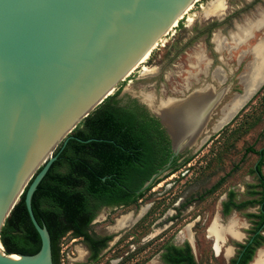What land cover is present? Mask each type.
Wrapping results in <instances>:
<instances>
[{"label":"water","instance_id":"water-1","mask_svg":"<svg viewBox=\"0 0 264 264\" xmlns=\"http://www.w3.org/2000/svg\"><path fill=\"white\" fill-rule=\"evenodd\" d=\"M196 1L0 0V232L27 187L24 204L41 242L31 256L6 254L0 242V264H52L49 233L36 221L31 199L56 160L54 151L69 139L93 141L71 134ZM263 85L264 77L252 89ZM211 87L213 98L197 120L192 109L199 89L158 101L167 126L152 114L172 156L137 193L197 144L229 88Z\"/></svg>","mask_w":264,"mask_h":264},{"label":"rangeland","instance_id":"rangeland-1","mask_svg":"<svg viewBox=\"0 0 264 264\" xmlns=\"http://www.w3.org/2000/svg\"><path fill=\"white\" fill-rule=\"evenodd\" d=\"M218 38L225 42L220 51L213 42ZM263 61L264 0L193 3L111 93L120 89L117 99L122 105L131 98L145 106V95L153 96L157 104L160 99L180 98L204 85L216 91L228 85L222 102L211 113L197 144L179 154L176 169L160 176L136 205L100 208L89 233L111 239L97 260L91 261L81 239L67 234L59 243L60 264H159L156 261L164 246L183 244L190 246L196 264H228L234 254L231 240L225 236L221 253L216 255L207 228L214 221L222 227L228 223L221 217L228 191H234L236 200L245 201L247 190L256 182L252 168L257 156L246 150L264 148V85L252 91L221 129L212 131V127L220 109L243 93L244 72L258 70L259 78L264 77ZM217 72L224 74L223 81L214 79ZM245 214H233L230 220L235 219L238 227V223H246ZM228 248L232 254L226 257ZM261 249L264 244L257 252Z\"/></svg>","mask_w":264,"mask_h":264},{"label":"trees","instance_id":"trees-1","mask_svg":"<svg viewBox=\"0 0 264 264\" xmlns=\"http://www.w3.org/2000/svg\"><path fill=\"white\" fill-rule=\"evenodd\" d=\"M118 89L107 97L72 132L81 143L69 139L53 153L56 160L39 183L31 199L36 221L44 226L50 237L52 264L59 262L60 240L69 234L86 245L91 261L98 258L111 237L96 238L89 228L103 206L130 207L136 205L146 190L142 186L169 162L172 151L170 140L159 121L143 105L129 99L120 104ZM258 160L257 173L264 184V148L253 150ZM180 155L173 158L169 170H175ZM262 202L264 203V185ZM6 219L0 242L6 254L35 255L40 249V238L34 229L25 204L24 195ZM264 221V217H263ZM264 237L247 251L240 264L248 263ZM167 264H196L188 244L185 250L166 245ZM179 252V253H178ZM186 252V253H185ZM180 254L176 258L172 254Z\"/></svg>","mask_w":264,"mask_h":264},{"label":"flooded vegetation","instance_id":"flooded-vegetation-1","mask_svg":"<svg viewBox=\"0 0 264 264\" xmlns=\"http://www.w3.org/2000/svg\"><path fill=\"white\" fill-rule=\"evenodd\" d=\"M197 89H199V90L196 91L195 95H197L198 97H203V95H207L209 93L215 92L214 89L210 85H204V86L199 87ZM224 96L225 95H223V98H224ZM223 98L221 99L220 103L222 102ZM140 105H142V104H140ZM144 107L150 115L154 116L152 114L153 111L150 110L151 108H149L147 105H145ZM204 109H205L204 107H199V108L197 107V111L200 113H202V111ZM221 109H220V115H221ZM153 113L155 114V112H153ZM257 160H258V158H257ZM256 170H257V165L255 163L253 168H252V173L254 174V178H255L256 182L253 185H251V187L247 190V193H246V195L248 196L247 200L238 201V200H236V194L234 193V191H228L227 194L225 195V201L222 203V206H221V215H222L221 217L225 218V220H227V222L231 221L230 218H232L233 214H238L240 212H246L245 219H244V222H246L245 223L246 226H244L245 225L244 223H243L244 225L243 224L239 225V223H238V227L237 226L235 227V232L238 234L240 239L233 238V236L229 233H227L225 235V236H228V238H227L228 241H229V239L231 240V242H232L231 244L233 245V251H234L233 257L229 260L228 264H240L242 259L246 255V252L252 250V248L255 247V244L260 242L261 236L264 237V221H263L264 203L262 202V199H261L262 198V196H261V192H262L261 185H264V184H263L262 180L260 179V176L258 175ZM262 173L264 175V168L262 169ZM103 207L118 208V207H109V206H103ZM119 207H123V206H119ZM123 208H125V207H123ZM232 220H235V219H232ZM149 226H152V225L150 224ZM149 226H148V229L144 232V235L148 233ZM147 244H149V243H147ZM175 247L185 250V244H183L181 246H175ZM258 248H256L254 254L257 252ZM228 249L230 250V253L229 254L225 253L226 257H229L232 254V250L230 248H228ZM228 249H226V250H228ZM135 251H136V249L132 252V254H134ZM165 254H166V249L164 246L162 248V250L159 251L158 259L156 262L159 264H167L165 262V259H164ZM173 255L176 258H179V256H180V254L177 255L176 253L175 254L173 253L172 256ZM256 256H257V254H256ZM252 260H253V257L246 264H252L253 263Z\"/></svg>","mask_w":264,"mask_h":264},{"label":"bare ground","instance_id":"bare-ground-1","mask_svg":"<svg viewBox=\"0 0 264 264\" xmlns=\"http://www.w3.org/2000/svg\"><path fill=\"white\" fill-rule=\"evenodd\" d=\"M211 3V2H210ZM192 6V5H191ZM191 6L185 11L184 14L187 13V11L191 8ZM214 8V7H213ZM225 9V8H224ZM216 12V11H215ZM183 14V15H184ZM182 15V17H183ZM181 17V18H182ZM262 21V20H261ZM256 22V21H255ZM177 25V23H175L171 29L173 27H175ZM253 25V24H252ZM256 25V23H255ZM170 29V30H171ZM238 34V33H237ZM261 40V39H260ZM160 41V40H159ZM214 44H215V47H216V50L220 51V50H223L224 49V46L223 44L225 43L223 41L222 38H218V39H215L213 40ZM158 43V42H157ZM235 44V43H234ZM237 44V43H236ZM235 44V46H236ZM260 44V42H259ZM157 45V44H156ZM155 45V46H156ZM154 46V47H155ZM255 46V45H254ZM153 47V48H154ZM251 47V46H250ZM253 48V47H252ZM257 52V51H256ZM150 54V53H149ZM147 54L144 58H142V60L140 61V63L138 65H140L147 57L148 55ZM201 55V54H200ZM198 61V60H197ZM199 61H203V56L200 58ZM257 62V61H256ZM264 62V61H263ZM199 63V62H198ZM257 64V63H256ZM137 65V66H138ZM253 66V65H252ZM204 68V67H203ZM253 68V67H252ZM261 68L263 69V72H264V66ZM260 68V69H261ZM220 70V69H219ZM254 70V69H253ZM203 71V70H202ZM223 71V69H222ZM243 77L241 78V85L243 87V91L245 92V94L243 96H240V97H236L234 99H232L227 105H224L221 109V115L219 117V119L215 122V124L213 125L212 127V131H217L219 129H221L222 126H224L236 113H238V110L243 106L244 104V101L247 99L246 95L250 94V96H252V91H253V87L255 86V83L256 81L260 78H259V71L258 70H255L254 72L252 73H249V72H244L243 73ZM262 77V76H261ZM214 79L218 80V81H223L224 80V74L222 73H219L217 72L215 74V77ZM220 83V82H219ZM190 86V85H189ZM204 89V88H203ZM205 91V90H204ZM209 93V92H208ZM210 94V95H209ZM207 95H203V97H198L197 95H195V98H194V104H193V118L194 120L198 119L199 118V115L201 114L200 112L197 111V107H204L206 108L212 98H213V94L214 92L212 93H209ZM223 98V97H222ZM144 101L147 103V105L151 108V110L153 112H155V115L158 116L159 119H162L163 123L166 124V120H165V117L163 116V114L160 112L161 110L158 108V106L155 104V101H154V98L153 96L151 95H145L144 96ZM233 119V118H232ZM167 126V124H166ZM171 130V129H170ZM237 226V222L236 220H231L230 222H228L225 227H222L220 226L216 221L212 222L210 224V226L208 227L207 229V236L209 238H212V240H214L215 242V246H214V252L216 255H219L221 253V246H218L220 243L224 244V241H225V235L227 233L231 234L233 236V238H236V239H240L238 234L235 232V227ZM189 240H191L189 238ZM216 243H219V244H216ZM1 250V249H0ZM226 254H229L230 253V250H226L225 251ZM252 264H264V249L260 250L258 253H257V256L255 258V260L253 261Z\"/></svg>","mask_w":264,"mask_h":264}]
</instances>
